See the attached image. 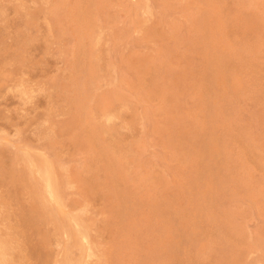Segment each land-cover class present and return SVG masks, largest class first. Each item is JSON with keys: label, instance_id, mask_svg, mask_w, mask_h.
<instances>
[{"label": "rangeland", "instance_id": "obj_1", "mask_svg": "<svg viewBox=\"0 0 264 264\" xmlns=\"http://www.w3.org/2000/svg\"><path fill=\"white\" fill-rule=\"evenodd\" d=\"M44 163L60 200L35 215ZM0 241L264 264V0H0Z\"/></svg>", "mask_w": 264, "mask_h": 264}, {"label": "bare ground", "instance_id": "obj_2", "mask_svg": "<svg viewBox=\"0 0 264 264\" xmlns=\"http://www.w3.org/2000/svg\"><path fill=\"white\" fill-rule=\"evenodd\" d=\"M34 166H32V163L30 162L28 165L29 169H33ZM38 177L36 181L32 182L30 184V194L33 196V206L32 209H34V213L41 214L42 211H45L47 207L43 206L45 204V201L48 199L47 196H50V200L56 201L59 203V183L57 181V176L55 169L50 166L47 163H44L40 169L37 170ZM29 188V187H27ZM32 212V211H31ZM27 213H23L22 216H24ZM30 215L33 216V214H27L26 217H30ZM16 227V226H15ZM79 236V231L73 233L72 238L77 240ZM7 242L0 241V264H12V261H9V255L7 250ZM66 255L64 259L63 264H75L70 259V248H65ZM19 264H23L22 262Z\"/></svg>", "mask_w": 264, "mask_h": 264}]
</instances>
